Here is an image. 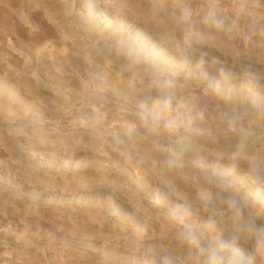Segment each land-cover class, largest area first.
<instances>
[{"label": "rangeland", "instance_id": "rangeland-1", "mask_svg": "<svg viewBox=\"0 0 264 264\" xmlns=\"http://www.w3.org/2000/svg\"><path fill=\"white\" fill-rule=\"evenodd\" d=\"M264 264V0H0V264Z\"/></svg>", "mask_w": 264, "mask_h": 264}, {"label": "clouds", "instance_id": "clouds-1", "mask_svg": "<svg viewBox=\"0 0 264 264\" xmlns=\"http://www.w3.org/2000/svg\"><path fill=\"white\" fill-rule=\"evenodd\" d=\"M165 264H170V262L166 261Z\"/></svg>", "mask_w": 264, "mask_h": 264}]
</instances>
